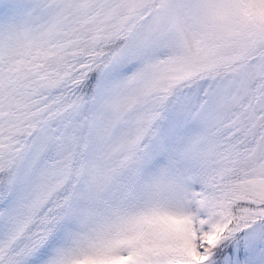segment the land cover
Returning <instances> with one entry per match:
<instances>
[{"label":"snow or ice","instance_id":"6c2138e0","mask_svg":"<svg viewBox=\"0 0 264 264\" xmlns=\"http://www.w3.org/2000/svg\"><path fill=\"white\" fill-rule=\"evenodd\" d=\"M0 264H264V0H0Z\"/></svg>","mask_w":264,"mask_h":264}]
</instances>
